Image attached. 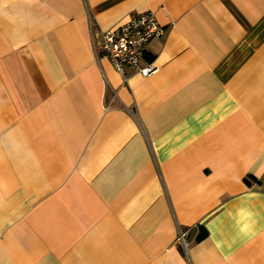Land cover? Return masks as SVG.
I'll return each mask as SVG.
<instances>
[{
    "label": "crops",
    "instance_id": "0c3cea01",
    "mask_svg": "<svg viewBox=\"0 0 264 264\" xmlns=\"http://www.w3.org/2000/svg\"><path fill=\"white\" fill-rule=\"evenodd\" d=\"M0 264H264V0H0Z\"/></svg>",
    "mask_w": 264,
    "mask_h": 264
},
{
    "label": "built area",
    "instance_id": "2783aa9c",
    "mask_svg": "<svg viewBox=\"0 0 264 264\" xmlns=\"http://www.w3.org/2000/svg\"><path fill=\"white\" fill-rule=\"evenodd\" d=\"M163 27L156 19L152 10L137 13L116 27L101 32V39L94 42L97 57L108 59L113 67L122 75L124 68L132 66L142 75H148L155 70L150 61L144 60L146 44L152 38L159 37ZM179 238L184 239V233Z\"/></svg>",
    "mask_w": 264,
    "mask_h": 264
}]
</instances>
